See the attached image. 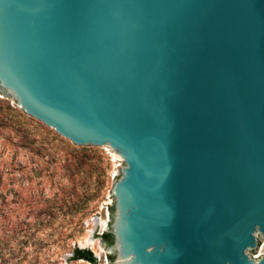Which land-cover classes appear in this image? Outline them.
I'll return each mask as SVG.
<instances>
[{
  "label": "water",
  "instance_id": "water-1",
  "mask_svg": "<svg viewBox=\"0 0 264 264\" xmlns=\"http://www.w3.org/2000/svg\"><path fill=\"white\" fill-rule=\"evenodd\" d=\"M0 93L122 163L112 264H264V0H0Z\"/></svg>",
  "mask_w": 264,
  "mask_h": 264
},
{
  "label": "rangeland",
  "instance_id": "rangeland-1",
  "mask_svg": "<svg viewBox=\"0 0 264 264\" xmlns=\"http://www.w3.org/2000/svg\"><path fill=\"white\" fill-rule=\"evenodd\" d=\"M121 165L111 149L70 144L0 93V264H91L72 258L76 247L112 264L101 234L111 232Z\"/></svg>",
  "mask_w": 264,
  "mask_h": 264
},
{
  "label": "trees",
  "instance_id": "trees-1",
  "mask_svg": "<svg viewBox=\"0 0 264 264\" xmlns=\"http://www.w3.org/2000/svg\"><path fill=\"white\" fill-rule=\"evenodd\" d=\"M111 209L112 207L110 208V210ZM101 238H103L109 244L112 243V236L110 232H103L101 234ZM72 258L73 259L82 258L89 261L91 264H96L97 262L95 255H93V252L90 249H86V248H78V247L74 248Z\"/></svg>",
  "mask_w": 264,
  "mask_h": 264
}]
</instances>
